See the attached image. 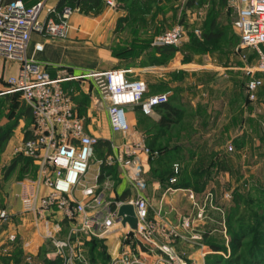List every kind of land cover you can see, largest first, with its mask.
Masks as SVG:
<instances>
[{
    "label": "built area",
    "instance_id": "2783aa9c",
    "mask_svg": "<svg viewBox=\"0 0 264 264\" xmlns=\"http://www.w3.org/2000/svg\"><path fill=\"white\" fill-rule=\"evenodd\" d=\"M105 4L111 9L115 7L114 0H105ZM227 6L235 13L233 28L239 38V47L252 50L257 58L256 66L241 67L248 76L245 83L247 99L253 102L264 86V81L255 76L257 73L264 75V0H227ZM74 12H79L78 6L46 8L45 0L31 5L24 4L22 0L0 1V57L19 62L17 74L6 79V87L1 91L20 93L31 112V137L23 140L15 153L32 158L37 165L33 178H25L18 183L17 199L21 209L35 213L38 218L47 212H59L71 226L65 239L56 237L58 227L55 232L47 234L53 258H60L62 264H88L85 255L72 245V237L83 233L101 238L108 233L112 222L120 223L116 221L118 207L129 203L133 205L138 221L137 229L129 231L133 237L141 245L157 247L168 257V264H186L173 249L158 245L156 235L164 238L177 236V227L193 230L195 220L185 215L177 226L158 227L148 218V201L142 194L146 180L136 163L134 149L139 148L149 158L158 157V151H151L142 142L115 144L113 140L109 141L112 154L105 157V162L118 165L136 193L127 201L108 203L104 218L99 217L102 201L92 188L80 189V200L74 197V192L88 173L100 139L86 132L84 119L75 111L70 90L62 83L81 77L91 78L95 103L106 113L112 134L122 136L130 134L133 128L127 121L125 108L137 107L142 115L158 120V107L168 102L167 93L147 95L146 82L129 78L126 70L89 71L80 76L51 78L40 63L27 57L26 48L33 32L44 37L64 38L68 31L67 20ZM190 31L197 38L201 37L199 28ZM188 32L183 24L178 23L156 35L151 46L177 47L188 38ZM34 50L41 51L42 45L35 44ZM232 150V146L227 147V151ZM188 197L197 210L196 218L202 220L204 207L197 203L191 192ZM8 221L7 210L0 208V226ZM16 237V233H10L7 239L13 242ZM191 238L200 237L194 235ZM109 264L146 263L138 255L123 250Z\"/></svg>",
    "mask_w": 264,
    "mask_h": 264
},
{
    "label": "rangeland",
    "instance_id": "374dc122",
    "mask_svg": "<svg viewBox=\"0 0 264 264\" xmlns=\"http://www.w3.org/2000/svg\"><path fill=\"white\" fill-rule=\"evenodd\" d=\"M123 1L124 4L120 6H123L124 11L127 14L135 13L134 17L137 20L134 17L130 19L134 20L132 27L139 20L141 30L147 34L145 39L150 40L178 23L183 24L189 31L199 28L206 36H213L210 39L192 40L188 37L176 47L183 57L182 64L193 62L197 58L199 65H205L206 69L187 70L185 69L187 67L173 60L174 56H163L161 62H158L165 74L164 78L158 79L154 85L157 92L171 89L172 86V91L174 90L176 94L183 92L200 97L201 94L217 95L220 101L210 104V108L208 106L206 108V103L201 102L195 103L193 107L189 103L178 104L181 108L178 111L187 115L189 119L183 117L179 121L178 134H172V137L177 136V139L182 140L183 158L191 161L194 157L191 156V152L200 153L198 159H193L191 163L180 159L178 161L176 158L173 162H182V165H173V169L177 174L186 166L188 170L202 163L205 168L210 166L203 190L194 192L189 189L197 203L204 207V212L202 220H198L197 210L189 198V207L180 213L195 220L193 230H188L190 234L186 233L185 237L180 235L179 229L176 230L177 236L164 238L157 234L156 243L173 249L186 264H264V87L259 90L255 101L247 99L245 83L248 76L241 66L249 63L252 51L239 47V38L233 28L234 11L227 6V0ZM114 3L115 7H118V0H114ZM124 34L125 32L121 37ZM121 37L119 40L123 41ZM174 62L177 63V68L172 67ZM140 74L142 72L134 71L128 76L131 79L141 77L144 80ZM76 81L70 88L75 111L84 119L85 124L90 123L97 127L105 113L93 102L91 109L94 120L88 118L86 114L93 101L91 78L81 77ZM194 81L204 85L196 90ZM18 103L21 104L20 101ZM8 106L7 100H0V116L4 110H8ZM206 113L210 115L208 120ZM138 114L137 108L136 110L134 107L125 108V116L129 123L130 118L135 115L138 117ZM146 122L154 128L155 122L152 119ZM225 123L227 124L223 142L226 145L225 159L218 164L213 163L212 159L204 160L201 157L202 150L211 140L212 144L216 142L219 128L221 135L223 134L222 128ZM212 129L216 132L208 135V131ZM175 130L176 127L173 131ZM228 146H232L233 150L227 151ZM104 154L105 157L112 154L110 146L104 151L97 148L90 165H95ZM31 175L32 173L28 177L32 178ZM181 230L186 232L182 228ZM194 235L200 238H191ZM186 236L188 239L183 240ZM235 237L237 240L234 241ZM133 238L128 240L124 237L121 240L116 256L124 246L131 253L136 251L144 254L146 264H168V257L157 247L136 244ZM108 262L100 261V264H109ZM30 263L28 261L26 264ZM35 264H42L41 260Z\"/></svg>",
    "mask_w": 264,
    "mask_h": 264
},
{
    "label": "crops",
    "instance_id": "0c3cea01",
    "mask_svg": "<svg viewBox=\"0 0 264 264\" xmlns=\"http://www.w3.org/2000/svg\"><path fill=\"white\" fill-rule=\"evenodd\" d=\"M3 2L11 0H0ZM27 3L40 0H24ZM61 0H45L46 8L58 7ZM78 3V1H77ZM76 4V6H78ZM59 8V7H58ZM132 17L127 16V13L118 3V7L108 8L105 5V0L100 11L97 14L88 15L82 11L74 12L67 20L68 31L64 38H50L44 37L37 32H33L30 36L28 46L26 48V55L28 58L40 63L44 69L49 73L51 78H66L69 76H80L89 71H105L109 69H122L128 73L134 71L142 72L140 74L148 86L149 94L167 93L168 105L178 112L175 116H170L171 120L175 123L171 124L168 129L158 126V122L162 117L166 116L165 110L158 108L159 119L152 120L155 122L154 128H151L146 121H151L150 118L143 116L138 109V117L130 118V125L133 127L130 134L122 136L120 134H112L109 128L106 113L99 126L94 124H85L86 132L97 136L100 140L107 141L113 140L115 144H136L142 142L150 150L162 149L163 153L160 156H164L166 153H173L174 148L180 153V160L185 162H192L199 157L200 151L191 152L193 159L183 158L182 154L184 148L182 147V140L172 137V134H178L179 121L188 116L182 114L178 109L179 103H189L193 107L195 103H206V108H210V104H214L216 101H220L219 96L210 94H184L172 91L167 88L162 92H157L154 88L156 81L164 78L165 72L160 67L161 65L156 62L152 63V50L151 48L141 49L134 47L135 52L141 50L138 57H131L130 50L134 40H140L147 38V34L141 30L140 22L136 21L132 27L134 20ZM135 20H137L134 17ZM125 34L121 37L122 33ZM120 37L123 41H120ZM238 37V36H237ZM150 38V37H149ZM35 44H41L42 50L35 51ZM136 44V42L134 43ZM127 51V53L125 52ZM252 51V50H251ZM132 53V52H131ZM252 56L249 63L242 64L243 66L254 67L257 64V58L252 51ZM154 56H158L154 52ZM181 53L177 52L174 55L173 60H176L185 69L193 71L192 69L205 68V65H199L197 58L190 63H181ZM177 63L174 62L172 67L177 68ZM171 67V66H169ZM190 67V68H188ZM19 69V62L15 60H7L0 57V91L6 87L5 81L9 76L17 74ZM195 71V70H194ZM256 77L261 78L264 81L263 74H255ZM129 77V76H128ZM130 78V77H129ZM138 79L143 80L141 77ZM77 79L69 80L62 83L64 88L70 90V88L77 82ZM247 80V79H246ZM2 83L4 85H2ZM196 90L201 88L204 84L194 81ZM5 86V87H4ZM178 92V91H177ZM181 92V91H180ZM209 93V89L207 90ZM92 103L88 107L86 114L88 118L93 119L92 107L95 102V94L91 89ZM148 95V94H147ZM178 107V108H177ZM135 108V110H136ZM31 113V112H30ZM28 115H18L17 112L12 114L10 118L3 116L0 119V127L7 125L10 121H16L15 127L11 130L10 138L5 144V147L0 154V208L6 209L9 214V221L5 226H0V264H35L39 258L38 256H46L47 258H53V248L47 240V234L49 232H55L56 228L59 231L56 232V237L59 239H65L68 235L71 224L62 218L59 212H47L44 217L38 218L35 213L23 212L21 205L17 199V193L19 190L18 183L29 178L28 176L33 174V165L35 163H29L25 165L24 160L17 159L15 150L17 146L24 140V133L31 131L32 117ZM137 114V113H136ZM206 113L207 120L210 119V115ZM219 122V117H218ZM176 124V125H175ZM226 126L223 124L221 135L220 128L218 129V135H216L215 143L212 144V140L206 144L205 149L202 150V158L204 160H213L220 163L225 159L226 145L223 144L226 137ZM174 127H176L175 132ZM208 135L216 132L215 129L208 131ZM182 133V131H181ZM106 135V136H105ZM171 137H170V136ZM209 141V140H208ZM206 141V142H208ZM222 142V144H221ZM136 153V163L140 165L142 170V176L145 178V186L142 190V194L148 201V218L154 221L158 227H168L170 225H178V221L181 218V213L184 209H187L190 205L189 201V189H162L161 184L149 177L150 162L149 156L143 153L139 148L134 149ZM183 159V160H182ZM15 161V165L11 171H8L9 166ZM182 165V162H175L173 165ZM92 168V169H91ZM99 176L101 180L98 181ZM33 178V177H32ZM92 188L94 193L102 201V208L100 209V216L104 218L107 214L106 208L108 203L127 201L135 196V189L129 182L123 170L116 164H107L105 162V154L100 161L95 165L89 167L88 173L83 178L81 185L74 192V197L80 200V189ZM178 223V224H177ZM179 229V230H178ZM177 230L181 233V236L189 233H185L180 227ZM130 231L128 226H123L120 223H113L109 227L108 233L103 235L101 240L107 247V252L110 257V261L116 257L119 253L118 249L121 245V240L126 237ZM10 233H16V240L10 242L7 236ZM184 235H183V234ZM190 234V233H189ZM90 237L80 233L72 237V245L80 250L85 255L86 247L84 242ZM98 238V237H97ZM183 238V240H187ZM121 252L125 249L121 247ZM126 250V249H125ZM133 252V251H132ZM144 262L146 256L134 251ZM109 261V262H110ZM108 262V263H109Z\"/></svg>",
    "mask_w": 264,
    "mask_h": 264
},
{
    "label": "trees",
    "instance_id": "16d2710c",
    "mask_svg": "<svg viewBox=\"0 0 264 264\" xmlns=\"http://www.w3.org/2000/svg\"><path fill=\"white\" fill-rule=\"evenodd\" d=\"M22 1L26 5H31L36 2L34 1L31 3H27L24 0ZM77 1L78 0H61L58 7L61 8L63 6H67V7L75 8ZM103 1L104 0H80L79 5H78L79 11H82L83 13L88 14V15L97 14L103 5ZM132 1L137 2V0H132ZM118 2L121 5L124 4L123 0H118ZM134 15L135 13L133 12H130L127 14V16L129 17H134ZM188 37L190 40L197 38L191 31L188 32ZM212 37H213L212 35L206 36V34L203 31H201L200 39H203V38L210 39ZM153 38H151L150 40L149 39L134 40L130 50H128L130 54H127V55L131 56L132 58L139 56L141 50L138 49V51L134 53L135 46L143 50L147 48H151L153 49L152 54H151L152 63L156 62L157 64H160L158 62H161V59L163 56L173 57L177 52H179L178 49L173 46L152 47L151 42ZM135 42L136 44H134ZM125 52L127 53V51ZM154 52L157 53L158 56L155 57ZM147 94L151 95L149 93ZM0 100H3V101L7 100V102H9L8 110L3 111V115L0 116V119L3 116H7L8 118H10V116L14 114L15 112H17L19 116L20 115L26 116L28 115V113H30L29 108L24 104L23 100L21 99L20 93H2V91H0ZM19 101L21 104L18 103ZM158 108H162L166 112V116L161 118V120L158 122V126L168 129L171 124L175 123L174 121L171 120L170 116L171 115L175 116L178 112H176L174 108L168 105V102L163 105H160ZM9 122L10 123H8L7 125L0 127V154L3 151L6 142L10 138V135L12 133L11 130L15 127V124H16V121H10V119H9ZM30 137H31V131H26L24 133V140L29 139ZM97 148L103 149V151L104 149H109V143L104 140H99L97 145L95 146L94 154H96ZM161 150L162 149L151 150V151H158L159 153L158 157L149 158V160H151L150 162L151 166H150L148 174L151 179L159 181L162 189H167V188L191 189L194 192H200L203 190L206 184V176H207L208 168H210V166L205 168L202 163V165L196 168L194 167L192 170H188L187 169L188 167L186 166L183 171H179L177 174H175L174 169H173V164L175 162L173 161H175L176 158L179 161V159L181 158L180 153L177 150V147L174 148L173 154L166 153L162 157L160 156V154L163 153V151ZM17 159L24 160L25 165L29 164L30 162L35 163L32 158L25 157L22 155H17ZM213 163H216V162H213ZM14 165H15V161L12 162V164L9 166L8 171H11ZM33 170L34 171L31 177H34L36 175L37 165H33ZM172 178H175V182L170 183V179ZM101 179H102L101 176H99L98 181H100ZM126 237L128 240H132L133 233L128 232ZM133 239L135 240L136 244H139V242L135 238ZM235 240H237L236 237L234 238V241ZM84 245L86 247L85 248L86 249L85 258L88 264H100V261L106 263L110 260L108 252H107V247L104 244L103 240L97 237H90L88 240L84 242ZM38 258L39 260H41L42 264H62L60 258L50 259V258H47L45 255L38 256Z\"/></svg>",
    "mask_w": 264,
    "mask_h": 264
},
{
    "label": "water",
    "instance_id": "95a60500",
    "mask_svg": "<svg viewBox=\"0 0 264 264\" xmlns=\"http://www.w3.org/2000/svg\"><path fill=\"white\" fill-rule=\"evenodd\" d=\"M79 1L80 0H78V3ZM116 221H120L123 226L127 225L131 231H135L137 229L138 221L133 205L129 203L120 205L116 212Z\"/></svg>",
    "mask_w": 264,
    "mask_h": 264
}]
</instances>
